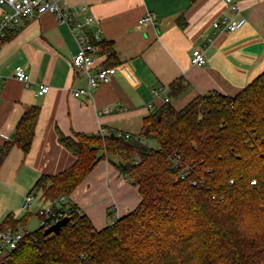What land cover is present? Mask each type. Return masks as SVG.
<instances>
[{
	"label": "trees",
	"instance_id": "trees-1",
	"mask_svg": "<svg viewBox=\"0 0 264 264\" xmlns=\"http://www.w3.org/2000/svg\"><path fill=\"white\" fill-rule=\"evenodd\" d=\"M101 44L106 66L114 65L111 42ZM186 88L176 79L167 96ZM39 114V106L25 110L0 163L13 145L28 153ZM59 141L75 160L34 181L42 202L68 197L101 159L137 186L141 200L99 230L67 201L56 209L69 210L59 233L45 235L43 225L23 232L0 264H264V71L233 96L198 94L181 108L165 102L132 138L73 132ZM174 155L181 167L172 166ZM29 215L9 213L0 229L18 231Z\"/></svg>",
	"mask_w": 264,
	"mask_h": 264
},
{
	"label": "crops",
	"instance_id": "crops-1",
	"mask_svg": "<svg viewBox=\"0 0 264 264\" xmlns=\"http://www.w3.org/2000/svg\"><path fill=\"white\" fill-rule=\"evenodd\" d=\"M63 1L69 6L88 5L85 14L93 18L90 31L98 30L101 41L111 42L115 73L109 82L93 88L91 95L75 97L72 91L86 87L87 79L84 71L69 64L78 48L68 25L44 12L20 20L7 33L0 44L2 148L12 141L28 107L39 106L40 114L28 153L13 145L0 163V224L9 213L21 217L22 199L39 175L60 172L75 160L59 141L60 133L99 134L102 127L103 135L116 130L136 134L149 112L147 105L155 109L164 104L168 86L176 79L187 88L169 98V103L181 108L198 94L233 96L264 71V0H235L247 21L233 32L217 31L211 25L222 15H234L224 0ZM6 9L0 6V15ZM147 11L153 21L140 23ZM178 17L183 18L182 25ZM197 48L205 57L202 65L191 62L192 50ZM105 59L101 52L95 66H106ZM17 65L29 75L31 86L14 77ZM37 83L49 89L37 94ZM160 85L165 93L153 98ZM106 108L112 111L106 113ZM67 200L99 230L132 211L141 197L137 186L119 174L111 161L101 159Z\"/></svg>",
	"mask_w": 264,
	"mask_h": 264
},
{
	"label": "built area",
	"instance_id": "built-area-1",
	"mask_svg": "<svg viewBox=\"0 0 264 264\" xmlns=\"http://www.w3.org/2000/svg\"><path fill=\"white\" fill-rule=\"evenodd\" d=\"M224 1L234 15H222L214 19L211 25L217 31H236L244 26L247 20L244 16L240 15V8L235 0ZM0 6H7L8 8L0 15V44L9 31L17 28L20 20L34 19L44 12L55 14L59 22L68 25L78 48L76 53L71 57L69 64L75 70L84 71L87 79V86L74 89L72 91L73 96L91 95L93 88L97 87L102 82L110 81L112 75L115 73V67L95 66L96 57H98L102 51V44L99 31H90L93 18L85 14L88 10V5L86 3L77 7L69 6L65 4L63 0H0ZM152 21L153 14L149 11L139 20L140 23ZM191 62L195 65H202L205 63V57L201 49L197 48L192 50ZM13 73L14 77L25 86L29 87L32 85V80L20 65L15 66ZM2 79L3 77L0 75V87ZM36 86L37 94H43L49 89V86L43 83H37ZM164 93L165 87L160 85L153 90L152 96L153 98H159ZM163 100L164 102H169V97L165 96ZM147 108L149 112L152 111V104H148ZM109 111L112 110L108 108L104 110L106 113ZM99 134L103 135L102 127L100 128ZM113 134L117 137H133L132 133L120 130L114 131ZM2 150L3 148L0 145V155ZM171 163L173 167H181L183 165L180 157L177 155L172 157ZM186 175L187 172L185 168H180L179 177L185 178ZM192 183L195 184L196 181ZM251 184H256V180L252 179ZM67 201V197L60 196L53 204L51 202L41 203L39 199L37 200L33 192H29L23 197L21 208L26 211L30 206L34 205L36 207V215L40 220V225L47 228L58 220L68 217V209L62 208V210L56 211V209L60 208L64 203H67ZM77 211L81 213L78 209ZM22 237L23 233L12 230L11 228L0 229V261L18 245Z\"/></svg>",
	"mask_w": 264,
	"mask_h": 264
},
{
	"label": "rangeland",
	"instance_id": "rangeland-1",
	"mask_svg": "<svg viewBox=\"0 0 264 264\" xmlns=\"http://www.w3.org/2000/svg\"><path fill=\"white\" fill-rule=\"evenodd\" d=\"M149 145L151 146H155V144L149 143ZM113 161H117L118 157L117 156H113L112 157ZM21 201V200H20ZM20 201L18 200L15 204L20 203ZM22 203V202H21ZM22 210L21 216H23L24 214H26V211ZM30 211V215L28 216L27 222L24 226H20L18 227V231L23 233V232H31L34 231L35 229H37L40 226V220L38 218V216L36 215V207L34 205L30 206V209H28Z\"/></svg>",
	"mask_w": 264,
	"mask_h": 264
},
{
	"label": "water",
	"instance_id": "water-1",
	"mask_svg": "<svg viewBox=\"0 0 264 264\" xmlns=\"http://www.w3.org/2000/svg\"><path fill=\"white\" fill-rule=\"evenodd\" d=\"M68 221V218L67 217H64L60 220H58L56 223H54L53 225L47 227L44 229V234L45 235H48L50 233H53V234H57L60 232L62 226H64Z\"/></svg>",
	"mask_w": 264,
	"mask_h": 264
}]
</instances>
